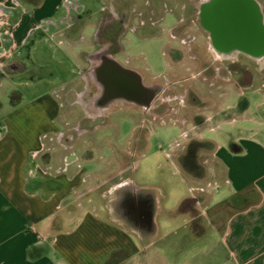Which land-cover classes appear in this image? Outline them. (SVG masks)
Segmentation results:
<instances>
[{"label":"crops","instance_id":"obj_1","mask_svg":"<svg viewBox=\"0 0 264 264\" xmlns=\"http://www.w3.org/2000/svg\"><path fill=\"white\" fill-rule=\"evenodd\" d=\"M64 4L65 0H43L38 6L25 0H0V80L33 77L27 69L32 65L29 52L37 42L47 40L51 30L63 37L56 28L68 23L65 16L55 12L62 11ZM241 81L237 90L259 91L263 100L257 107H261L264 86L256 85L255 76L252 85ZM227 84L217 77L202 82L200 89L209 111L204 126L209 131L231 123L223 113L234 106L220 105L221 98H226ZM58 87L51 88V93ZM238 96L235 108L239 106L243 122H251V118L246 119L250 104L245 99L241 105L243 95ZM9 98L10 111L0 117V264H138L140 258L145 264H264V123L253 120L257 124L253 127L240 125L235 128L234 137L227 136L222 143L203 141L211 145L215 166L221 173L216 180L228 189L230 199L238 201H233L223 222L214 226L204 207L196 208L200 201L195 193H207L208 179L191 178L195 180L191 195L178 205L184 199H195L196 214L180 212L184 225L190 229L187 233L202 239L211 232L215 238L197 253L183 257L180 250L186 244L156 246L169 231L162 233L157 222L159 196L148 194L153 186L137 185L128 177L131 185L118 188L113 199L120 200L113 207L109 200L110 180L122 171H105L108 162L99 153L102 166L86 172L82 148L77 149L73 143L66 146V134L58 132V102L52 96H40L20 108L12 103L19 94L12 91ZM32 107H36L38 117H44V125L40 124L37 130L29 128L33 117L27 112ZM43 108H49V112L45 114ZM219 112L221 117L215 119L213 116ZM97 131L80 132L76 138L93 137L99 149L107 147L112 153L110 136H97ZM54 138L63 140L62 149L49 147ZM110 174L113 175L102 180ZM101 188L103 211L94 207L81 209L78 199ZM205 199H211L210 195ZM167 217L169 221L173 219L170 214ZM54 222L56 228L52 227Z\"/></svg>","mask_w":264,"mask_h":264},{"label":"rangeland","instance_id":"obj_2","mask_svg":"<svg viewBox=\"0 0 264 264\" xmlns=\"http://www.w3.org/2000/svg\"><path fill=\"white\" fill-rule=\"evenodd\" d=\"M172 3L176 4L174 10H165L164 6L169 8ZM185 3H188V0H65L63 10L55 12L56 15L61 13L65 16L64 19L68 23V25L65 24V26L56 28L63 37L58 33H52L54 30H51L49 38L37 42L29 52L32 61L31 68L34 69L31 72L33 77L27 80L22 77H14L12 78L14 81L1 77L0 80V117L10 111L9 101L11 98L9 95L12 91L19 94V98H14L12 103L18 104L20 108L32 104L40 96L49 95L58 102L60 116L58 132H64L67 136V141L63 142L62 140L63 144L66 143L68 144L66 146H69L73 143L77 144V149L82 148L86 172L91 171L93 167L102 166V161L98 162L97 155L99 153H103V157L108 162L105 171L114 169V172L117 173L122 171L124 163L130 161L128 163L132 166L133 162L134 166L128 168L126 176L132 177L137 185L153 186L154 189L150 190L148 194L152 193L151 195H153L154 193L159 196L160 214L157 222L161 226L162 233L166 232L167 229L169 231L166 232L165 239L159 240L156 246L162 248L172 243L186 244L182 251L180 250L183 257L197 253L215 238L211 232L207 238L202 239L188 234L190 229L184 225L183 215L176 211L180 201L191 195L190 187L195 181L191 178L204 176L208 179L207 193H195L200 201L196 208L203 209L204 207V210L215 223L214 226L221 224L230 212L231 209L229 208L234 206L233 198L230 199L231 195L228 189L222 182L216 180L221 176V173L215 166L211 154L212 150L208 147H201L202 142L210 139L222 143L227 136L234 137L235 128L240 125L253 127L257 125L253 123V120L264 123V104L259 108L257 107L258 103L263 100L260 92L252 89L237 90V86L234 84L235 77H231L229 81L225 79V83L229 84L224 87V91L227 88L226 91L228 92L225 93L226 98L220 100V105L234 106V109H227L223 113L224 117L231 121L230 125H220L219 128L215 126V129L211 131L206 126L196 130L195 119L193 117L190 119L191 113L188 112L190 108L186 107L189 102L186 100L188 97L184 95L183 87L190 83L195 88L197 87L196 84L200 85L194 69L195 66L197 67L195 60L192 62L188 56L195 51L202 52L206 48V42L204 33L195 24V10L189 8L188 5L187 8H183ZM123 10L127 14L124 30L133 32H126L123 40L127 41V47L124 53L117 55L118 60L123 63L125 58H128L130 65L138 70L146 82L158 77L161 78L160 82L162 83L172 82L171 89L174 96L171 98L178 96L177 100L172 102L176 112L162 117L158 123L152 126L151 129L154 133L144 140V147L143 144H134L136 134L132 135L133 123L130 122L129 118L131 115L134 117L132 113H120V115H126L115 119V124L118 127L114 123L111 127H107L110 124H97L91 127L90 123H86L85 116L87 113L81 111L78 106V102L80 106H83L81 100L91 97L97 91L95 85L85 75V70L90 66L89 57L92 53L96 49L107 46L105 25L106 20L110 17L109 12L120 14ZM152 11H155L154 14ZM184 18H187L191 25L188 22V24L182 25L181 20ZM75 19L78 20L75 21ZM141 22H145V25L140 26ZM135 28L136 30H134ZM57 41L63 43L58 44ZM242 61L254 73L256 85L260 87L254 65L251 62ZM78 70L79 73L76 74ZM175 82H182V87L174 85ZM56 86L59 87L54 90V93H51L50 89ZM198 90L201 89L198 88ZM239 93L243 95L240 98L242 100L241 105L245 104V99L250 104L246 119L251 118V122H243L239 115V106L237 105L235 108ZM205 99L207 98L205 97ZM35 108L32 107L31 112H27L33 117L32 126L29 124V128L34 127L32 130H37L44 118L36 115ZM43 109L45 114L49 112V108ZM119 109L122 107L120 106ZM208 113L209 111H206L205 115ZM35 117L39 119L36 120ZM78 119L81 120L79 125L84 131L91 132V129L101 125L96 132L97 136L104 133L110 136L108 137L111 138L108 140V144L112 153L107 147H103L102 150L99 149L98 141L93 137L89 138L82 135L76 138L80 135L76 132ZM232 119H235L234 124H232ZM55 123L57 125V122ZM62 142L54 138L53 141H50L49 147H53V150L56 151L62 147L60 146ZM187 143L190 144L187 145ZM183 154L187 157L185 158L186 162L196 163L200 169H193L191 172L188 169L185 170L180 160ZM114 172L112 171L113 174ZM102 189L93 190L80 197L78 202L81 209L94 207L103 211ZM82 191L85 192V188ZM208 194L211 199L206 201L205 198ZM119 200L114 201L116 203ZM188 201L191 203L188 204ZM191 204L194 205L190 199H184L179 211L184 212L185 208L190 207ZM169 214L170 217L173 216L170 221L167 217ZM210 227L212 226H208V229ZM145 263L141 258L138 261V264Z\"/></svg>","mask_w":264,"mask_h":264},{"label":"flooded vegetation","instance_id":"obj_3","mask_svg":"<svg viewBox=\"0 0 264 264\" xmlns=\"http://www.w3.org/2000/svg\"><path fill=\"white\" fill-rule=\"evenodd\" d=\"M187 5L195 10V24L204 33L206 42V48L202 52L195 51L188 56L192 62L195 60L197 67L195 66L194 69L200 85L196 84L195 88L190 83L183 87L184 95L188 97L186 100L189 103L186 107L190 108L188 111L191 113L190 119L192 117L195 119L194 126L199 130L205 124V114L208 111L207 100L201 94V90H198L203 81L213 80L216 77L229 81L231 77H235V85L241 80L247 81L246 85H252L254 73L242 61L244 60L254 65L255 74L260 84L264 86V0H188L183 8H187ZM175 6L176 4L172 3L169 8L167 6L164 8L173 11ZM154 12L152 11V14ZM109 15L105 25L107 46L92 53L89 57L90 66L85 70V75L95 85L97 91L91 97L81 100L87 111L79 102L78 106L81 111L87 113L85 116L87 122H85L90 123L91 127L97 124H110L107 127H111L116 123V118L126 115L120 113H132L134 117L131 115L129 118L133 123L132 135L136 134L134 144H143L144 147V140L154 133L152 126L162 117L176 112L172 102L176 101L178 96L171 98L174 96L171 89L172 82L162 83L160 77L146 82L138 70L130 65L128 58H125L123 63L118 60L117 55L124 53L127 47V41L123 40L126 32L129 31L124 30L127 14L123 10L120 14L109 12ZM187 20V18L182 19V25L187 22L191 25ZM144 23L141 22L140 26H144ZM23 65L20 67L23 68ZM27 69L33 71L30 66H27ZM174 85L182 87V82H175ZM120 106L122 109H119ZM221 115L222 112H219L213 117L217 119ZM77 121L79 122L76 132H84L79 125L81 120ZM100 126L94 127L91 132L99 130ZM185 158L187 157L184 154L180 157L185 170L191 172L193 169H200L196 163L186 162ZM128 162L130 161L124 163L120 175L110 180L112 187L109 200L113 207L116 206L113 198L118 188L125 187L126 184L131 185L132 180L126 176L131 166ZM133 166L132 162L131 167ZM189 203L191 202L188 201ZM185 211L197 213L193 204L186 207Z\"/></svg>","mask_w":264,"mask_h":264},{"label":"trees","instance_id":"obj_4","mask_svg":"<svg viewBox=\"0 0 264 264\" xmlns=\"http://www.w3.org/2000/svg\"><path fill=\"white\" fill-rule=\"evenodd\" d=\"M25 1H27L28 3H30V4H32V5H36V6H38V5H40L41 3H42V1L43 0H25ZM201 147H208V148H210L211 147V145L209 144V143H207V142H202V146ZM185 169V168H184ZM189 172V171H188ZM234 202H236V201H238V198H233L232 199ZM181 205L182 204H180V206L178 207V209L176 210L177 212H181V211H179V209H180V207H181ZM54 225V226H53ZM53 225H52V227L54 228H56V223L54 222L53 223Z\"/></svg>","mask_w":264,"mask_h":264},{"label":"bare ground","instance_id":"obj_5","mask_svg":"<svg viewBox=\"0 0 264 264\" xmlns=\"http://www.w3.org/2000/svg\"><path fill=\"white\" fill-rule=\"evenodd\" d=\"M106 65V64H105Z\"/></svg>","mask_w":264,"mask_h":264}]
</instances>
